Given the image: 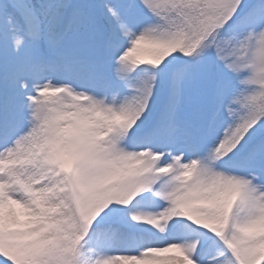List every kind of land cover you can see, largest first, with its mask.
I'll list each match as a JSON object with an SVG mask.
<instances>
[{
    "label": "snow or ice",
    "instance_id": "6c2138e0",
    "mask_svg": "<svg viewBox=\"0 0 264 264\" xmlns=\"http://www.w3.org/2000/svg\"><path fill=\"white\" fill-rule=\"evenodd\" d=\"M0 264H264V0H0Z\"/></svg>",
    "mask_w": 264,
    "mask_h": 264
},
{
    "label": "rangeland",
    "instance_id": "374dc122",
    "mask_svg": "<svg viewBox=\"0 0 264 264\" xmlns=\"http://www.w3.org/2000/svg\"><path fill=\"white\" fill-rule=\"evenodd\" d=\"M179 254L176 252H169V253H163L160 254V256L158 257V259L163 260L166 257H177Z\"/></svg>",
    "mask_w": 264,
    "mask_h": 264
}]
</instances>
